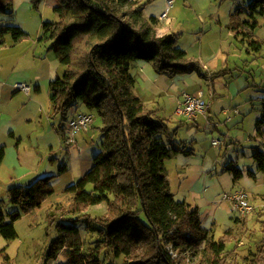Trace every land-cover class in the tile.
<instances>
[{
    "label": "trees",
    "instance_id": "trees-1",
    "mask_svg": "<svg viewBox=\"0 0 264 264\" xmlns=\"http://www.w3.org/2000/svg\"><path fill=\"white\" fill-rule=\"evenodd\" d=\"M31 1L38 6L41 0ZM151 1L57 0L54 11L58 20L43 23L48 48L63 67L50 84L52 115L65 122L70 110L84 106L83 112L101 118L104 135L92 168L67 189L74 194L67 216H63L69 222L59 224L52 256L56 258L64 249V264H113L121 257L123 264H241L232 245L233 228L217 240L206 241L198 209L192 211L176 201L164 161L179 154L183 145L166 147L163 134L174 135L169 133L168 122L136 94L131 57L153 62L157 72L169 76L197 71L214 79L235 69L209 72L200 61L183 58L175 35L159 36L158 18L144 16L143 8ZM13 5L14 0H0V43L8 33L13 41L26 34L2 18L13 16ZM259 15L264 16V0H250L230 15L228 24L256 54L264 49V39L255 35ZM259 100L257 136L264 138L260 128L264 126V96ZM4 156L5 148L0 147V163ZM259 168L264 172V158ZM234 170L237 180L243 172L236 166ZM53 177L46 175L29 185L9 188L10 201L19 209L6 221L0 206L3 237H18L15 221L53 194ZM90 184L94 186L91 191ZM101 204H106L104 213H88L90 207ZM80 224L91 234L99 233L100 242L87 246ZM250 264H264V240Z\"/></svg>",
    "mask_w": 264,
    "mask_h": 264
},
{
    "label": "rangeland",
    "instance_id": "rangeland-1",
    "mask_svg": "<svg viewBox=\"0 0 264 264\" xmlns=\"http://www.w3.org/2000/svg\"><path fill=\"white\" fill-rule=\"evenodd\" d=\"M137 1L140 3L143 0ZM249 1L195 0L191 3L188 0H179L170 8L166 19L168 22H177V39L185 26V46L200 44L199 36L191 33L195 29L193 27L196 20L200 22L199 11L206 13V16L213 13L216 20V15H220L226 21L238 6H245ZM56 4L57 0H41L38 6L31 0H14L13 16H2L3 20H8L29 33L17 43L13 41L12 33L2 38L5 41L0 46V86L5 94L3 105L9 106L6 110L11 118L35 114L22 128L15 127L19 134L15 138L5 130L1 132L8 126V120L2 118L0 121V138L7 144L5 159L0 163V206L5 212L6 221H11L10 213L19 209L18 205L10 201L11 186L29 185L39 177L53 175L51 184L54 192L41 206L15 221L17 238L7 240L0 233V264L66 263V250L63 249L54 258L51 247L60 236L59 224L69 222L63 216H67L66 211L74 194L67 189L92 168L95 156L102 149V121L96 113H93L94 122L90 128L77 132L75 140L67 142L69 135L66 128L74 113L73 109L68 113L65 122L61 116L52 115L50 112L49 81L51 76L61 75L63 67L54 52L48 48L50 42L44 38L43 23L58 20V14L54 11ZM166 8L167 0H152L144 6L143 13L146 18L153 15L158 17ZM207 17L208 20L212 19L210 15ZM256 20L258 26L255 35L264 39V16L259 15ZM214 35L216 34H212ZM177 43L178 40L176 46L179 45ZM227 46L236 50L228 62L229 66H239L235 70L237 73L243 69L246 72L241 77L238 73L237 76L217 78L214 95L208 93L212 89L211 82L203 77L200 79L197 71L176 76L177 81L185 78V88L188 84L191 88H203L207 91L205 98L209 104L211 102L210 114L214 121L200 118L197 121L199 125L193 131H190L192 123L185 125L174 140H185L187 153L180 158L165 159V165L169 169V180L176 201L186 203L192 211L198 209L206 230V241L217 240L226 235L228 229L233 228L234 251L241 264H250L256 254L257 245L264 240V172L259 168L260 160L264 158V138L257 136V121L261 117L258 99L262 92L254 83H260L264 79V74H261L264 73V49L260 53H252L235 33L227 41ZM137 62L142 66L150 64L148 68L153 69V62ZM223 66L221 63L220 67ZM208 67L212 71L220 69L215 66ZM134 70L132 68V72ZM250 73L255 81L247 78ZM153 74L155 73L152 72V76ZM163 76H168V80L172 78L168 74ZM164 80L162 84L169 91L163 83ZM241 81L251 86L242 90ZM228 82H233L232 86L238 88L239 93L234 94L233 87L226 86ZM17 83H25L31 87L39 84L41 91L33 90L29 98L24 92H16ZM169 95V92L163 94L161 103ZM31 98H34V103L29 102ZM252 99H255L254 105ZM81 110L86 109L82 106ZM195 117L197 116L193 118ZM62 127L66 130H62ZM260 128L264 130V126ZM169 129L170 134L175 133L177 126L175 123L170 124ZM163 135L167 148L169 145H179L174 140L172 142L168 135ZM214 140H218L220 144H214ZM184 157L185 162L190 163L185 169L177 165ZM206 157L208 162L204 165ZM235 166L243 172L237 180L234 178ZM209 170L212 172L208 173ZM87 188L91 191L94 186L90 184ZM239 189L249 196L253 207L250 213H242L234 208L231 201L223 199L224 194ZM58 205L62 206L60 210L57 209ZM106 208V204L92 206L88 213L102 214ZM84 226L80 224L87 246L100 242V234H91ZM113 264H123V258H117Z\"/></svg>",
    "mask_w": 264,
    "mask_h": 264
},
{
    "label": "crops",
    "instance_id": "crops-1",
    "mask_svg": "<svg viewBox=\"0 0 264 264\" xmlns=\"http://www.w3.org/2000/svg\"><path fill=\"white\" fill-rule=\"evenodd\" d=\"M178 1L179 0H176L174 2V4H176ZM188 1H190L192 3L195 0H188ZM238 7H240V6H238ZM243 7H246V4ZM13 8H14V5H13ZM170 8L168 9V6H167V8L164 12H166L168 10V13L163 19H161L160 17H162V14L164 12L161 15H159L158 17L156 16L158 18L156 30H157V34L159 36L165 35L167 33H173L175 35V30H176L175 23H177V22H174V21L168 22L166 19L168 17ZM199 14H200L199 15L200 22L198 20H196L197 23H195L194 27H193L195 29L193 32H191V31L190 32L199 36L198 38H199L200 44L192 43V44H190V46H185V26L183 28L184 30L181 31V34L179 35L180 37L178 39H177V36L175 35V43L178 40L177 44H179V45H177V46L182 51V57L187 58V59H194V60L200 61L201 64L203 65V67L205 69H207L209 72H217L221 69H226V68L235 69V70H236V68H239V66L238 67H230L228 64L231 57L234 56L233 53H236V50L234 47L230 46V48H229L227 46V41L230 40L234 34V31L228 25L230 22V19L227 18L226 21H223L222 17L220 15H216L217 16V20H216L213 17V13H210L209 15H210V18H212V19L208 20L207 16H209V15L206 16V13H202L200 11H199ZM153 16H155V15H153ZM244 16H247V14L245 13ZM213 29H215L216 32L213 31ZM211 33L216 34V35L212 36ZM28 34L29 33L26 32L25 36H23L21 39L14 41V42L17 43V42L21 41ZM4 42L5 41L3 40V43H0V46L4 45ZM132 61L134 64V65H132L133 70L135 68L133 73H134L135 78H136V87H135L136 94L139 95L145 101V103L148 104L149 107L156 110L157 114L160 117L164 118L168 122L169 125L175 123V126H177L175 133H172L174 135L173 138L171 137L172 142L175 139V136L177 137L179 135L180 131L183 128H185V125H188L189 122L192 123V125H191L192 128L190 129V131L191 130L193 131L196 128V126L199 125V123L197 121L200 120V118H202V119L206 118L207 121H209V122L214 121V118L211 117V114H210L211 113V102H210V105H209V108L207 110L206 115L199 114L195 118L187 119V118L178 116L176 114V109H177L180 101L183 99V94L185 92L197 93L198 91L203 90L204 93L207 94L206 93L207 91H205L203 88L202 89H196L193 87L191 88L188 84H187V87L185 88V78L184 77L181 80L177 81L175 78L178 75L169 76L172 78L170 80H168L167 79L168 76H163L164 73H159L155 70L154 64H153V69L151 68V70H150V68H148V67H150V64H147V66L146 65L142 66L141 64H138L139 62L134 61V58L132 59ZM221 63L224 65L223 67H220ZM208 66H212V67L215 66L216 68L220 67V69L212 71V70H210V68ZM245 66L247 67L248 65H245ZM235 70L233 72L227 74V75L220 76L217 78L226 77V76H237L236 74H238V73H240L238 76L241 77L242 73L246 72L245 69H243L241 72H238V73ZM152 72L155 73V74H153V76H152ZM252 72H255V71H252ZM197 73L199 75L198 76L199 78L203 77L199 74V72H197ZM261 74L263 76L264 73H261ZM181 75H185V74H181ZM50 76H51V74H50ZM57 76H59V74L58 75L56 74V76H54V77L51 76L50 81H49V99H50V106H51L50 112L51 113H52V102H51L50 84H51V81L53 79H55ZM255 76H256V74H255ZM203 78H205V77H203ZM217 78H214V79L205 78L206 80L210 81L211 85H212V89H209V91H208L209 95H212V94L214 95L216 92V88H215L214 84L217 81L216 80ZM247 78H249V79L253 78V81H255L252 73H250L249 76H247ZM163 79H165L163 83L170 89L169 91H167L164 88V85L162 84ZM195 81H196V79H195ZM248 81L249 80H247V82ZM263 82H264V79L260 83L254 82L257 85V87L259 88L258 90L262 92V95L259 98L264 96V87H263V85H261V84H263ZM168 83H169V85H168ZM241 83H242V90L248 89L251 86V85H247V84L245 85L246 82H243V81H241ZM181 84H183V85H181ZM232 85H233V82L226 83V86H228V87L232 86ZM232 87H233L232 91L234 94L239 93L238 88H236L235 86H232ZM33 90H35V92H40L41 86L39 84L36 85L35 87L32 86L31 91L29 93H27V92L16 87V92H19V91L24 92L26 95L29 96V98L31 97ZM166 92H169L170 95L165 99V101H163V103H161L163 94H165ZM4 95H5L4 90L0 86V121L2 120V118H4L5 120H8L7 121L8 126L6 128H4L3 130H1V132L3 133V131L5 130L8 135H11L15 138V137L19 136L18 132L15 130V127L16 128L17 127L22 128L24 125H26L27 121L31 120V118L33 116H35V114L34 115L28 114L27 116H20V117L11 118L10 113L6 110L7 108H9V106L3 105V100L5 97ZM33 99L31 98V100L29 102L34 103L35 100H33ZM252 100L253 101H251V102L254 105L255 99H252ZM258 104H259V102H258ZM81 108L77 111L75 109H73L74 113L71 116L70 121L73 118H75L77 114H79L80 112H83V110H81ZM9 118H11V119H9ZM193 124H196V125H193ZM166 135H168V134H166ZM20 138H21V136H20ZM175 142H177L179 144V145H177L179 147L181 146L180 143H182V145H183L182 151L177 155L169 156L166 160L173 158V157L174 158H180L182 155H185L187 153L185 150V140H182V141L176 140ZM170 146L171 145H169V147H168L169 149L172 148L174 145H172L171 147ZM0 147L5 148V156H6L7 144L4 143L1 138H0ZM5 156H4V159H5ZM4 159H3V161H4ZM207 162H208V157L204 158L203 164L205 165V164H207ZM164 164H165V161H164ZM189 164L190 163L188 161L185 162V157H184L181 159L180 164H177V165L181 166V167H183V169H185V167H188ZM206 168H209V167H206ZM168 171H169V169H168ZM210 172H212V171L209 170L208 173H210Z\"/></svg>",
    "mask_w": 264,
    "mask_h": 264
},
{
    "label": "built area",
    "instance_id": "built-area-1",
    "mask_svg": "<svg viewBox=\"0 0 264 264\" xmlns=\"http://www.w3.org/2000/svg\"><path fill=\"white\" fill-rule=\"evenodd\" d=\"M176 0H167L168 9L173 6ZM168 13V10L162 14L161 19H163ZM16 87L29 93L31 91V86L25 83H17ZM209 102L205 98V93L203 90L197 93L186 92L183 94V99L180 101L176 114L178 116L191 119L198 114H207L209 108ZM94 122V117L91 113L80 112L68 122L66 133L69 135L67 142H72L75 140V135L79 131L88 130ZM214 144L219 145L218 140H214ZM224 200H229L233 203L234 208L240 210L242 213H250L253 210L252 205L249 201L248 194L242 190H236L232 193H226L223 196Z\"/></svg>",
    "mask_w": 264,
    "mask_h": 264
}]
</instances>
